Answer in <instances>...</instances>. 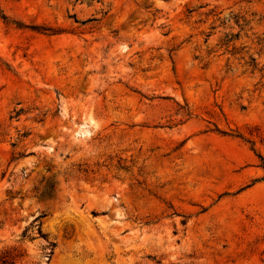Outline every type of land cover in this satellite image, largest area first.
<instances>
[{
    "label": "rangeland",
    "instance_id": "1",
    "mask_svg": "<svg viewBox=\"0 0 264 264\" xmlns=\"http://www.w3.org/2000/svg\"><path fill=\"white\" fill-rule=\"evenodd\" d=\"M0 264H264V0H0Z\"/></svg>",
    "mask_w": 264,
    "mask_h": 264
},
{
    "label": "bare ground",
    "instance_id": "2",
    "mask_svg": "<svg viewBox=\"0 0 264 264\" xmlns=\"http://www.w3.org/2000/svg\"><path fill=\"white\" fill-rule=\"evenodd\" d=\"M84 125H88L86 122H85V124ZM88 131V130H87ZM87 131H85V132H87Z\"/></svg>",
    "mask_w": 264,
    "mask_h": 264
}]
</instances>
